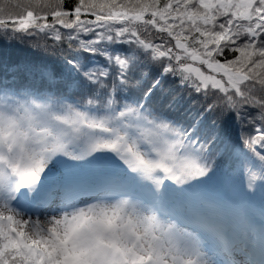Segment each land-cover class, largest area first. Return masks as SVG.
Instances as JSON below:
<instances>
[{"label":"snow or ice","instance_id":"1","mask_svg":"<svg viewBox=\"0 0 264 264\" xmlns=\"http://www.w3.org/2000/svg\"><path fill=\"white\" fill-rule=\"evenodd\" d=\"M0 31L60 60L0 50V264H264V0H0Z\"/></svg>","mask_w":264,"mask_h":264},{"label":"trees","instance_id":"2","mask_svg":"<svg viewBox=\"0 0 264 264\" xmlns=\"http://www.w3.org/2000/svg\"><path fill=\"white\" fill-rule=\"evenodd\" d=\"M66 2L73 3L74 0H66ZM5 47H7L9 51H12L20 56H27L33 58L37 62H43V63L55 64V65H59L60 63L59 57L52 55L51 53L37 52L31 49L27 43L20 44L15 41L13 42L7 41L6 39L3 38V32L0 31V50H3ZM170 82H171V78L165 81V87H168ZM233 128L235 129V125H233ZM233 138L236 139L235 131L233 134ZM216 188L220 193L229 194L228 189L220 184H216ZM257 204L260 209H264V202H262L259 197L257 199Z\"/></svg>","mask_w":264,"mask_h":264},{"label":"rangeland","instance_id":"3","mask_svg":"<svg viewBox=\"0 0 264 264\" xmlns=\"http://www.w3.org/2000/svg\"><path fill=\"white\" fill-rule=\"evenodd\" d=\"M191 191L193 192L194 195L196 194V190H191ZM199 191L200 192H203V193H206V194H209V195L217 196V197H219V198H221L223 200H228L229 199V198L227 199V197H224L222 195L216 194L214 192L213 186L210 185V184H207V183L204 184V185H201ZM255 199L256 198H254L253 200L249 201V203L250 202H254ZM247 212H248L249 218L254 223L255 228L258 229V231H257V233H258V239H257L258 247H259V251L260 252H263V255H264V247H262V245H261V235H260L261 222H262V219H264V218H259L258 220H260V222L259 223H256L254 221V216L256 217V215L254 213L250 212V210H248V209H247ZM245 225H246V223H245Z\"/></svg>","mask_w":264,"mask_h":264}]
</instances>
